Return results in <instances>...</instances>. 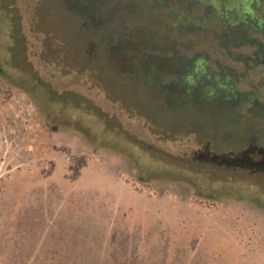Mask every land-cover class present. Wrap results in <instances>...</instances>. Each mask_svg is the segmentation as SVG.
I'll return each instance as SVG.
<instances>
[{"label": "rangeland", "instance_id": "1", "mask_svg": "<svg viewBox=\"0 0 264 264\" xmlns=\"http://www.w3.org/2000/svg\"><path fill=\"white\" fill-rule=\"evenodd\" d=\"M185 1L76 0L91 39L58 1L0 0V264H264V150L215 154L193 134H158L123 105L106 56L141 50L167 64L164 82L184 56H206L264 103V67L182 24ZM187 159L245 179L188 178Z\"/></svg>", "mask_w": 264, "mask_h": 264}, {"label": "trees", "instance_id": "2", "mask_svg": "<svg viewBox=\"0 0 264 264\" xmlns=\"http://www.w3.org/2000/svg\"><path fill=\"white\" fill-rule=\"evenodd\" d=\"M55 1L80 18L81 29L92 39L98 29L85 8L76 0ZM182 4V13L177 16L182 24L209 29L217 46L236 62L246 63L249 70L264 67V0H186ZM115 49L116 45L108 47L105 54L112 70L120 69V88L128 93V103L123 105L135 109L158 134H193L204 149L208 147L215 154L239 153L247 146L264 150V103L256 90L241 91L239 78L228 74L224 64L220 71H214L206 56L186 55L182 72L164 82L161 78L166 74V63L150 58L147 61L136 49L121 60L118 53H113ZM237 49L244 52L237 53ZM132 144L138 145L136 141ZM182 162L186 177L211 182L212 186H230L241 180L237 171L211 160ZM257 175L264 176L262 172Z\"/></svg>", "mask_w": 264, "mask_h": 264}]
</instances>
